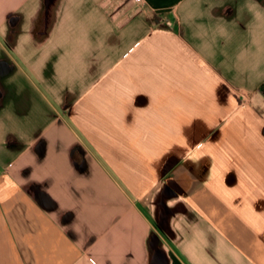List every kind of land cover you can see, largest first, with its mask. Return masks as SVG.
Wrapping results in <instances>:
<instances>
[{"label":"crops","instance_id":"obj_1","mask_svg":"<svg viewBox=\"0 0 264 264\" xmlns=\"http://www.w3.org/2000/svg\"><path fill=\"white\" fill-rule=\"evenodd\" d=\"M264 0H0V264H264Z\"/></svg>","mask_w":264,"mask_h":264},{"label":"trees","instance_id":"obj_2","mask_svg":"<svg viewBox=\"0 0 264 264\" xmlns=\"http://www.w3.org/2000/svg\"><path fill=\"white\" fill-rule=\"evenodd\" d=\"M262 89H263V91H264V84L262 85Z\"/></svg>","mask_w":264,"mask_h":264},{"label":"built area","instance_id":"obj_3","mask_svg":"<svg viewBox=\"0 0 264 264\" xmlns=\"http://www.w3.org/2000/svg\"><path fill=\"white\" fill-rule=\"evenodd\" d=\"M138 1H141V0H138Z\"/></svg>","mask_w":264,"mask_h":264}]
</instances>
